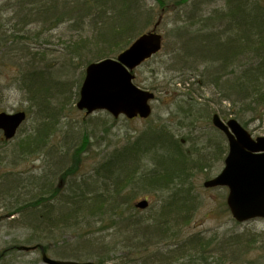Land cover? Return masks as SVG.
Here are the masks:
<instances>
[{
    "label": "trees",
    "instance_id": "16d2710c",
    "mask_svg": "<svg viewBox=\"0 0 264 264\" xmlns=\"http://www.w3.org/2000/svg\"><path fill=\"white\" fill-rule=\"evenodd\" d=\"M141 1L30 0L31 3L28 4V0H19L17 3L19 2L21 7H10L20 15L26 8H29V11L34 10L36 22L42 21L44 26L67 23L72 24L70 28L78 30L80 24L82 27L84 21L88 20L87 27L94 30V37L81 39L75 46H67L68 53L61 58L70 62L78 60L88 66L93 62L117 57L143 34L140 33L141 27L148 24L151 15L149 11H142ZM157 1L161 5V14L165 13L169 9L165 8L169 2ZM205 1H208V4L223 3V6L213 10L210 17L191 20V26L198 25V32L203 34L191 35V39L185 41V49L189 42L197 39L202 48L211 50L212 54L205 56L202 49V53L189 49L185 52L187 58L193 60L194 70L199 67L203 69L199 76V71L192 75L196 76L193 84L197 85L198 90L190 87L185 94L169 90L171 97L168 103L175 105L170 113L173 119L169 118V124L172 126L162 122L150 124L135 141L106 158L95 170L98 176L96 181L89 182V179H86L75 183L68 188L67 194H61L62 190L58 187L54 188L52 184L49 187L46 184L34 197L24 200L21 194L24 184L19 182L23 178L16 177L13 173L0 176V195L6 196L8 200V203L0 208H5L10 213L9 217L18 215L14 222L32 230L30 245L43 246L47 253L54 250L56 257L62 260H94L98 264L226 262L223 256L220 261H212L218 246L225 250L223 243L217 244V236L206 238L202 234H185L184 226L192 221L199 208L194 178L198 172L209 169L208 162L213 157L215 160L219 159L222 152L224 162L228 151L223 148L222 141L227 139L216 129L219 138L222 137L221 141L212 138L208 148L212 147L213 150L203 153L198 152L199 149L193 144L186 147L188 139H194L181 135V131L195 129L197 121L200 120L212 122L215 114L223 118L231 116L247 129L253 122L264 123V0H202L201 3ZM181 2L187 5L190 0H177L176 3ZM6 10L7 8L3 11ZM31 14L26 11L25 15L28 16L21 19L25 20L21 29L17 28L21 24L13 26L14 31H11L6 39L12 38V33H23L22 28L29 22L26 20ZM6 21L8 20L4 23ZM186 28L179 27V32H184ZM42 54L35 55L44 56ZM183 58L185 59V56ZM27 62L30 63V69L22 75L21 84L31 96L28 99L38 106L40 115L47 120L44 119L46 122L37 127L35 134L21 140L19 147L14 149L12 154L18 152L33 155L47 148L49 151L53 150L56 146L53 141L55 128L60 123V117L65 116L60 113V109L72 101L71 85L61 80L54 83L51 80L54 67H43L45 59L35 62L31 59ZM67 66L68 64L65 67ZM62 71L64 70L59 69L58 75ZM192 79L190 77L188 80ZM207 87L213 90L212 100L203 102L202 96L195 92ZM196 95L200 97L201 102ZM78 98L79 92L73 99L77 101ZM157 99L156 95L155 100ZM212 103L218 105V109L211 105ZM224 103L229 104L230 108L223 106ZM177 130H181L180 133ZM86 136L87 134H83L82 138L85 139ZM66 138L65 135L64 139ZM3 141L6 142L4 139ZM143 159H147L150 168L143 167ZM123 160L127 161L124 167L121 166ZM31 178L34 179L32 184H38L35 176ZM138 194L160 198L154 209L151 206L154 212L149 219H144L136 213L126 215L124 212H118L127 205L126 200L131 202ZM129 207L138 209L132 205ZM149 207L150 205L146 209ZM225 207L228 209L227 205ZM147 222L150 224L145 226ZM65 234H69L72 241H64V247L58 248L57 244ZM241 242V237H237L232 243L239 247ZM154 244L162 245L163 248L151 253L149 249ZM226 246V249L230 250L232 245L227 242ZM15 249L17 246L12 244L5 253ZM117 249L123 250L124 253L116 258L111 257L110 254L115 255ZM5 256L1 255L0 261Z\"/></svg>",
    "mask_w": 264,
    "mask_h": 264
},
{
    "label": "rangeland",
    "instance_id": "374dc122",
    "mask_svg": "<svg viewBox=\"0 0 264 264\" xmlns=\"http://www.w3.org/2000/svg\"><path fill=\"white\" fill-rule=\"evenodd\" d=\"M17 1L19 0H0V14L4 12L0 15V112L3 110L8 113H14L24 110L28 114V120L13 140L4 142L0 133V154L2 153L0 156V176L13 173L17 175L16 177L20 176L23 178L24 187L26 188H21V194L24 200L34 197L41 190L40 188L46 184L49 187L51 184L54 188L59 187L60 191L62 190L61 194H67L68 188L75 183L78 184L86 179H89V182L96 181L98 176L95 170L104 163L106 158L110 157L116 150L123 149L129 143L135 141L150 124L162 122L172 126L169 124V118L173 119L170 113L175 105L168 103V99L171 97L169 90L183 94L190 87L198 90L197 85L193 84L196 76L192 75L194 72L199 71L197 73V76H199L203 69V67H199L198 70H194L192 66L194 65L193 60L187 58L185 53L179 56L180 53L178 54V52L182 49L181 38L184 37L185 41H188V39H191L189 38L191 35L194 36L199 33L198 25L192 27L191 20L199 17H210L213 10L223 6V3L219 2L208 4V1H205V3H201L202 0H190L187 5L185 3L182 4L183 2L177 4V0H166L169 3L165 8L169 7V9L161 14V5L157 0L141 1V4H143L142 11H149L151 19L148 24L142 25L140 33L152 30L156 21L159 20L161 25L157 28V31L164 37V47L159 54L135 70L136 84L143 89H153L158 96V99L152 105L153 115L150 120L138 118L129 120L123 116L114 118L105 111L86 115L85 111H80L77 108L78 100L75 101L73 99L74 95L80 92L79 88H81L80 85L84 81L87 65H83L78 60L70 62L69 60L63 61L61 58L62 55L68 53L67 46H75L81 42V39L85 40V38L94 37V30L87 27L88 20L84 21V26L81 27L80 24V29L78 28V30L70 28L72 24L67 23L58 26H44L42 21L36 22L34 10L29 11L27 10L29 8H26L22 15L13 12L10 5L12 7L14 5L20 6ZM5 8L7 10L3 11ZM26 11L32 14L26 20L29 21L27 25L22 28L24 32L20 34L12 33V38L6 39L10 32L14 31L13 26L21 24L17 27L21 29L25 23V20H22L28 16L25 15ZM6 19L8 21L4 23ZM184 26L187 27L186 30L179 32V27ZM180 33H184L183 37H181ZM195 41L196 43L194 44L193 42ZM186 47L190 51L197 50L198 53H202L200 52L202 49L203 53L206 54L205 56L212 54L211 50L202 48L197 39L191 43L189 42ZM39 53H43L44 56L37 57L35 55ZM183 56H185V59ZM31 59L34 62L39 59H45L46 62L43 63V67L48 69H52V66L54 67L51 80L54 83L59 80L61 82L65 81L68 85H71V94H69L72 101H69L70 104L60 109V113L65 116L60 117V123L55 128L53 141L56 146H54L53 150L49 151L47 148L41 153L33 155L30 153L18 154V152L12 154L14 149L19 147L18 143L21 140L31 134H35L37 127L42 126L46 122L44 119L47 120L40 115L41 111L39 112L38 106L28 99L31 96L21 84L22 75L27 69H30V63L27 61H31ZM67 64L68 66L65 67ZM63 66L64 68H62ZM59 69L64 71L58 75ZM190 77L191 79L193 78L191 81L188 80ZM66 90L67 88H65L64 93H66ZM212 91L210 87H207L201 88L200 92L195 93L200 94L202 96L201 101L205 102L204 100H212ZM198 95H196L197 99L200 98H198ZM215 101L217 102V100ZM211 105L217 109L219 107L215 103ZM223 106L230 108L227 103H224ZM230 118L233 117L230 116L223 119L229 120ZM248 130L254 137L264 136V123L253 122L248 127ZM180 131L177 130L179 133ZM179 133L177 135L180 137ZM83 134H87L85 139L82 138ZM65 135L67 137L66 140L64 139ZM181 135L194 139H188L189 142L186 143V147L193 144L196 149H199L198 152L203 153L213 150L212 147L211 149L208 148L212 138L216 141H221L220 138L222 139V137L219 138L216 128L209 120L197 121L195 129H183ZM222 145L228 151L226 140L222 141ZM125 164H127V161L123 160L121 166L124 167ZM141 164L147 169L150 168V165L147 164V159H143ZM208 164H210L208 165L210 168L203 172H198L194 178V190L199 197L200 203L192 221L187 226H184V233L202 234L206 238L217 236V244L220 243L221 245L223 243L225 250L218 246V251L215 253L214 260H212L213 263L220 261L221 256H223L225 257L223 260L226 261L224 264H264V219H257L243 224L237 223L230 211L225 207L227 205L228 189L224 187L213 189L204 187L206 180L214 178L223 169V152L220 154L219 159L215 160L213 157ZM33 176L38 179V184L31 183L34 181L31 178ZM6 198V196L0 195V206L8 203ZM142 200L149 202L150 207L148 209L133 210L129 207V205L134 207L136 203ZM159 202L160 198L157 196L153 198L148 197V195L138 194V197L133 201L129 202L126 200L125 204L127 205L118 210V212H124L126 215L136 213L144 219H149L154 212L153 209L156 203L158 204ZM151 206L153 209H151ZM8 215L10 213L5 208H0V256H5L6 254L0 264H44L39 250L24 251L15 249L5 253V250L12 244L17 247H32L30 245L32 230L21 227L25 225H20L19 222H14L15 219H18V215L13 217ZM116 220L118 221V219ZM149 224L147 222L145 226ZM237 237L242 239L239 247L236 246L238 244L235 242L236 245L232 243ZM67 240H70L69 234L63 236L57 247L63 248L66 244L64 241ZM34 242L36 241L34 240ZM227 242L232 245L229 248L230 250L226 249ZM159 248H163V246L154 244L149 251L155 253L159 251ZM123 253V250L117 249L115 255L110 254V256L116 258ZM48 256L59 259L56 257L54 250H52V253L48 252ZM66 261H75V259H66Z\"/></svg>",
    "mask_w": 264,
    "mask_h": 264
},
{
    "label": "water",
    "instance_id": "95a60500",
    "mask_svg": "<svg viewBox=\"0 0 264 264\" xmlns=\"http://www.w3.org/2000/svg\"><path fill=\"white\" fill-rule=\"evenodd\" d=\"M158 21L153 30L139 36L116 58L90 63L76 104L87 115L106 111L114 118L148 119L153 112L155 94L138 87L134 71L162 49L163 37L158 33ZM27 119L25 111L0 112V131L7 140L16 136ZM213 124L227 137L228 155L222 172L204 183L205 188L227 187V205L239 223L264 219V136L256 139L237 120L224 121L213 116ZM148 201L137 204L145 209ZM40 249L44 264H97L56 260L48 256L43 246H19L18 250Z\"/></svg>",
    "mask_w": 264,
    "mask_h": 264
},
{
    "label": "bare ground",
    "instance_id": "6f19581e",
    "mask_svg": "<svg viewBox=\"0 0 264 264\" xmlns=\"http://www.w3.org/2000/svg\"><path fill=\"white\" fill-rule=\"evenodd\" d=\"M31 1H32V0H31ZM30 3H31L30 0H28V4H30ZM34 15H35V14H34ZM36 19H37V17H36ZM153 28H154V26H153ZM152 30H153V29H152ZM152 30H149V31H147V32H150V31H152ZM147 32H146V33H147ZM143 34H145V33H143ZM183 34H184V33H183ZM183 34H181V37H183V36H182ZM162 37H163V36H162ZM181 39H182V40H181V41H182V43H181V45H182V49H180V51L178 52V54L180 53L179 56H181L183 53H185V52L187 51V49H185V39H184V37L181 38ZM130 46H131V45H130ZM130 46H129V47H130ZM163 47H164V37H163V42H162V49H163ZM162 49H161V51H162ZM161 51H160V52H161ZM157 54H159V53H157ZM157 54H156V55H157ZM178 54H177V55H178ZM156 55H154V56H156ZM154 56H153V57H154ZM153 57H152V58H153ZM85 76H86V73H85ZM84 79H85V78H84ZM21 111H24V110H21ZM25 112H26V111H25ZM26 113H27V112H26ZM86 115H87V114H86ZM19 131H20V130L17 131L16 136L18 135ZM0 133H1L2 136H3V139L6 140V141L13 140V139L16 137V136H15L14 138L7 140V139L5 138L3 132L0 131ZM19 182L22 183V184L25 183L23 180H19ZM58 188H59V187H58ZM142 201H145V200H142ZM142 201H141V202H142ZM138 203H139V202H138ZM138 203L135 204V207H136V208H137V204H138ZM148 203H149V202H148ZM149 205H150V204H149ZM149 205H148V206H149ZM138 209H140V208H138ZM142 210H143V209H142Z\"/></svg>",
    "mask_w": 264,
    "mask_h": 264
}]
</instances>
